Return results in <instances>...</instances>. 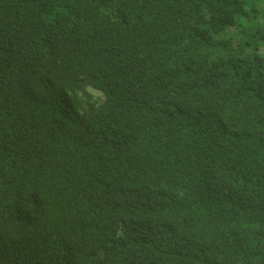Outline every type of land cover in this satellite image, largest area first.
<instances>
[{"label": "trees", "instance_id": "1", "mask_svg": "<svg viewBox=\"0 0 264 264\" xmlns=\"http://www.w3.org/2000/svg\"><path fill=\"white\" fill-rule=\"evenodd\" d=\"M165 235L155 264H264V0H0V264Z\"/></svg>", "mask_w": 264, "mask_h": 264}, {"label": "clouds", "instance_id": "2", "mask_svg": "<svg viewBox=\"0 0 264 264\" xmlns=\"http://www.w3.org/2000/svg\"><path fill=\"white\" fill-rule=\"evenodd\" d=\"M94 93H96V95H100L97 92H94ZM167 245L170 246V247L175 246V243H174V240H173V236H169V237H167L166 235H165V237L160 236L158 241H157V246H156V250H155V254H154V258H153L152 264H155V260L159 257V251L161 250V248L163 246H167Z\"/></svg>", "mask_w": 264, "mask_h": 264}]
</instances>
